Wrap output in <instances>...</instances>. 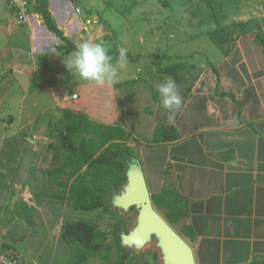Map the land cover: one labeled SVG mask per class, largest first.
<instances>
[{"label":"rangeland","instance_id":"1","mask_svg":"<svg viewBox=\"0 0 264 264\" xmlns=\"http://www.w3.org/2000/svg\"><path fill=\"white\" fill-rule=\"evenodd\" d=\"M63 3L66 12L61 17L52 4L57 13L53 19L73 44L99 43L108 53L123 49L132 60L126 59L115 85L100 87L85 81L74 69L67 68L65 63L73 53L56 50L61 43L47 32L39 15V20L20 24L7 3L0 0V53L14 49L19 54L14 57L16 60L29 62L31 54L40 58L44 55L54 64L43 75L44 87L40 85L34 91L31 86L36 75L25 71L21 67L24 63H17L19 70L10 67L1 70L0 255L20 253L33 264H74L73 250L62 241L61 229L66 223L84 221L106 232L113 247L109 260L90 257L84 264H116L114 235L128 233L137 211L112 208L113 191L104 195L107 211L75 212L54 197L55 189L47 172L60 164L55 162L54 154L64 129L63 111L81 113L93 123L122 127L131 136L125 146L140 162L142 155L149 154L145 148L154 144V130L164 125L171 114L159 102L158 85L169 78L159 73V68L191 61L193 55L199 60L198 51L206 47L208 51L216 45L207 36L215 28L222 29L226 39L220 50L228 39L240 34V22L252 20L264 34V0L230 1L223 6L217 0H63ZM73 21L78 25L75 29L71 26ZM155 54L161 58L159 65L154 62ZM195 76L196 70L187 71L185 81L176 83L177 88L185 92ZM36 84L39 86L38 78ZM17 201L34 208L32 220L13 212ZM172 227L184 235L179 223ZM125 264H158V255L151 249L139 254L131 252Z\"/></svg>","mask_w":264,"mask_h":264},{"label":"crops","instance_id":"2","mask_svg":"<svg viewBox=\"0 0 264 264\" xmlns=\"http://www.w3.org/2000/svg\"><path fill=\"white\" fill-rule=\"evenodd\" d=\"M49 10L61 17L63 0H50ZM254 40V33L233 36L221 50L214 44L185 62L198 71L189 92L179 93L174 119L164 123L172 140L146 147L140 161L151 194L166 188L181 198L184 235L175 231L195 264H264V51ZM16 56L1 50L0 74L21 62L44 87L54 66L49 58Z\"/></svg>","mask_w":264,"mask_h":264},{"label":"trees","instance_id":"3","mask_svg":"<svg viewBox=\"0 0 264 264\" xmlns=\"http://www.w3.org/2000/svg\"><path fill=\"white\" fill-rule=\"evenodd\" d=\"M48 1L32 0L29 12L39 15L47 32L60 41L61 44L56 46L57 51L65 54L74 53L78 46L73 44L58 28L49 10ZM230 1L236 2L237 0H217L221 6ZM238 26L239 35L254 33L255 44L264 51V34L257 23L250 20L240 22ZM207 36L218 47L226 41L222 29L215 28L208 31ZM119 53V50L108 53L112 57L113 64L117 62ZM126 59L132 60V56L126 53ZM153 59L155 64L159 65L160 56L155 54ZM193 70H197L193 65L179 63L159 68V73L171 77L175 83L180 84L185 81L184 73ZM37 87L34 77L31 90H36ZM177 91L183 93L179 88ZM185 92H189V88ZM62 114L64 129L60 135L58 151L54 154L55 162L60 164L47 172L48 181L55 189L54 197L61 202H66L75 212H91L99 209L107 211L103 197L108 192L119 189L125 181L121 172L123 159L133 156L130 148L125 146L131 136L120 126L93 123L78 112L64 110ZM172 131V127L157 126L153 133L152 143L172 140L170 139ZM151 199L156 210L162 212V216L171 226L178 223L180 216L184 215L182 200L172 189L165 188L158 194H152ZM33 211L34 208L29 207L23 201H17L13 206V212L18 217L27 220H32ZM114 236L116 264H125L130 253L120 246L119 237ZM61 239L69 249L73 250L74 264H84L90 257L107 261L113 248L107 241L106 232L84 221H72L63 225Z\"/></svg>","mask_w":264,"mask_h":264},{"label":"water","instance_id":"4","mask_svg":"<svg viewBox=\"0 0 264 264\" xmlns=\"http://www.w3.org/2000/svg\"><path fill=\"white\" fill-rule=\"evenodd\" d=\"M121 174L125 181L112 190L110 204L124 212L134 208L137 216L128 233L120 234V246L137 254L151 249L158 255V264H195L189 244L154 207L139 160L126 157Z\"/></svg>","mask_w":264,"mask_h":264},{"label":"clouds","instance_id":"5","mask_svg":"<svg viewBox=\"0 0 264 264\" xmlns=\"http://www.w3.org/2000/svg\"><path fill=\"white\" fill-rule=\"evenodd\" d=\"M67 68L74 69L75 73L83 80L94 82L100 87L112 86L118 83L119 70L126 66V52L121 49L116 65L108 50L99 43L85 41L81 43L72 57L66 61ZM118 65V67H117ZM157 93L161 106L168 110L169 121L174 119V109L181 105V97L177 85L172 78H167L158 85Z\"/></svg>","mask_w":264,"mask_h":264},{"label":"built area","instance_id":"6","mask_svg":"<svg viewBox=\"0 0 264 264\" xmlns=\"http://www.w3.org/2000/svg\"><path fill=\"white\" fill-rule=\"evenodd\" d=\"M9 9L13 12L15 20L20 24H28L33 20L35 14H31L29 9L32 0H6ZM0 264H33L22 254L8 252L0 255Z\"/></svg>","mask_w":264,"mask_h":264},{"label":"bare ground","instance_id":"7","mask_svg":"<svg viewBox=\"0 0 264 264\" xmlns=\"http://www.w3.org/2000/svg\"><path fill=\"white\" fill-rule=\"evenodd\" d=\"M33 19H35V20H39V18H38V17H35V18L33 17Z\"/></svg>","mask_w":264,"mask_h":264},{"label":"flooded vegetation","instance_id":"8","mask_svg":"<svg viewBox=\"0 0 264 264\" xmlns=\"http://www.w3.org/2000/svg\"><path fill=\"white\" fill-rule=\"evenodd\" d=\"M123 160H125V159H123Z\"/></svg>","mask_w":264,"mask_h":264}]
</instances>
